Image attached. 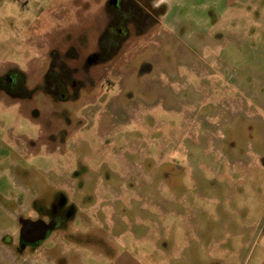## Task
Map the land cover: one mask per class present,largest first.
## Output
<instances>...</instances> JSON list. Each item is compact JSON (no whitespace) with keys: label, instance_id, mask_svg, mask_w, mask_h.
<instances>
[{"label":"rangeland","instance_id":"obj_1","mask_svg":"<svg viewBox=\"0 0 264 264\" xmlns=\"http://www.w3.org/2000/svg\"><path fill=\"white\" fill-rule=\"evenodd\" d=\"M153 2L156 22L129 26L86 68L111 38L108 0H0V75L20 71L32 86L55 59L89 92L0 101V239L21 209L58 196L77 212L69 230L90 234L69 244L54 234L23 256L0 243V264H264V0ZM116 74L114 89L145 107L115 120L104 92ZM66 118L81 129L48 142ZM99 205L89 229L85 211Z\"/></svg>","mask_w":264,"mask_h":264},{"label":"flooded vegetation","instance_id":"obj_2","mask_svg":"<svg viewBox=\"0 0 264 264\" xmlns=\"http://www.w3.org/2000/svg\"><path fill=\"white\" fill-rule=\"evenodd\" d=\"M153 1L155 0H114L113 3L108 0V8L116 13V21L113 23V27L105 31V33L108 32V36L111 38H107V43L104 45H101L100 42L95 54L87 58L85 62L87 66L86 68H95L101 64L103 58L98 53H107L105 45L115 46L113 38L121 39L122 41L127 40L126 34L129 26H133L137 29H142L144 26L145 28H148L152 25V22L157 21L155 18V11L161 9L162 6H153ZM117 14L119 16H117ZM162 15L165 16V11L162 12ZM162 15L158 14V16L161 17ZM51 55H53V52ZM89 61L92 63L88 64ZM56 66L57 63L54 59L49 63L44 76L36 79L32 86H28L29 84L27 83L25 76L20 71L13 70L11 72H5L4 75H0V101L6 100L12 104L20 106L22 103H24L23 105H26V102H33L39 95H42L49 98V100L54 103L65 104L69 103L72 99L74 102L80 100L82 95H84L83 93H85L86 96H89V92L86 91L87 83L85 78L71 81V73H66L65 69L63 73H60L61 69H58ZM147 70L148 69L145 67H139L137 73L141 76L144 75ZM118 74L114 75V82L109 83V86L104 92L107 94L106 96L113 99L109 108L110 110L115 109L114 111H111V115L115 120L118 117L126 116V114L119 113L117 115L112 114V112L117 113L120 111L119 109L125 110L127 108H133L132 113H134L136 111L135 109L139 106H143V108L145 107L143 103H138L139 98H135L134 94L129 91L126 92L121 90L119 92L118 88L114 89L117 87L116 79ZM88 78L90 79V77ZM91 85H94V83ZM92 91L97 92L96 89H93ZM145 96V94H138V97L143 101H146L145 98L147 96ZM101 103L102 100L97 102V104L100 105ZM33 107L30 110V118L37 123L39 113L37 107ZM148 113L150 112H146L143 115L144 120L142 122L145 127L150 128L152 123H150L149 118H147L149 116ZM81 124L82 120H77L72 124L70 118H66L65 121H63V125L56 127L48 136H46V140L48 142L63 144L72 130H70V128L76 129L78 127V129H81ZM145 152H147L146 156H151L146 149ZM134 153V155L139 156V152L135 151ZM161 184H157L159 186L153 185L154 190L160 189V191H158L161 194L158 196L159 201H163L164 199L162 191H164V194H166L167 191L166 188L160 187ZM94 204L88 206L87 210L91 209ZM87 210L85 211L84 224L88 228L91 221L96 225L100 224V221L103 218L102 207L99 205L94 210L93 215H91L92 213H88ZM76 217L77 212L74 207L66 205V200L61 196H58L57 200L52 201L47 210L36 212L32 207L26 206L13 216L14 228L12 231L2 235L0 243H2V246L11 250V252L23 256L28 253H37L41 246H43V243L54 234L61 237L68 244L75 240L82 241V239H85L86 236H90V234H79L78 232H71L69 230L70 225L73 224ZM90 228H92V226ZM42 237H44V239L40 240ZM110 261V264H113L116 262V259Z\"/></svg>","mask_w":264,"mask_h":264},{"label":"water","instance_id":"obj_3","mask_svg":"<svg viewBox=\"0 0 264 264\" xmlns=\"http://www.w3.org/2000/svg\"><path fill=\"white\" fill-rule=\"evenodd\" d=\"M110 2H113L114 3V0H110ZM94 62V61H93ZM92 62H88V64H91ZM44 239V237H42V238H40V240H43Z\"/></svg>","mask_w":264,"mask_h":264}]
</instances>
